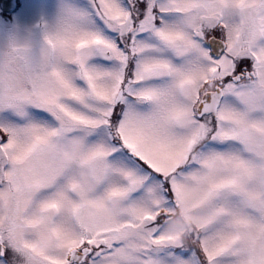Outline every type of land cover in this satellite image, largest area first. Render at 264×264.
<instances>
[{"label":"snow or ice","instance_id":"1","mask_svg":"<svg viewBox=\"0 0 264 264\" xmlns=\"http://www.w3.org/2000/svg\"><path fill=\"white\" fill-rule=\"evenodd\" d=\"M37 27L0 49V264H264V0Z\"/></svg>","mask_w":264,"mask_h":264},{"label":"rangeland","instance_id":"2","mask_svg":"<svg viewBox=\"0 0 264 264\" xmlns=\"http://www.w3.org/2000/svg\"><path fill=\"white\" fill-rule=\"evenodd\" d=\"M20 2L21 5L31 4L32 7L29 10L21 7L16 14L9 16L10 20L0 15V49H3L13 37L21 41L29 37L38 41L41 30L37 25L42 19L51 22L55 18L59 4V0H20Z\"/></svg>","mask_w":264,"mask_h":264},{"label":"water","instance_id":"3","mask_svg":"<svg viewBox=\"0 0 264 264\" xmlns=\"http://www.w3.org/2000/svg\"><path fill=\"white\" fill-rule=\"evenodd\" d=\"M9 10H12V7L10 6V9Z\"/></svg>","mask_w":264,"mask_h":264}]
</instances>
